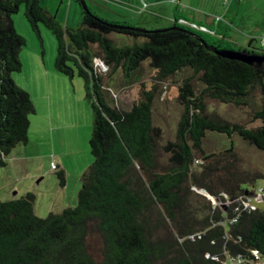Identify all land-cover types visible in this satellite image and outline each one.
I'll return each mask as SVG.
<instances>
[{"label":"trees","instance_id":"16d2710c","mask_svg":"<svg viewBox=\"0 0 264 264\" xmlns=\"http://www.w3.org/2000/svg\"><path fill=\"white\" fill-rule=\"evenodd\" d=\"M21 4L41 46L39 23L54 35V69L82 79L92 113V161L80 175L75 203L59 211L36 215L31 191L0 199V264H260L264 195L262 207L244 201L255 190L256 177L264 175L239 169L230 137L236 133L264 151V61L254 67L223 57L191 33L208 44L256 55L264 56V48L254 38L246 43L228 39L227 25L219 22L193 21L208 32L175 20L179 29L140 30L127 21L102 18L88 6L80 23L69 27L40 0H0V167L13 147L27 142L29 116L35 113L29 93L12 78L21 70L19 52L25 44L12 19ZM145 65L153 81L173 83L183 72L175 135L162 143L151 118L155 86L149 91L141 80ZM117 71L123 82L140 85L128 108L113 102L109 82ZM253 92L258 95L250 110L259 120L255 126L205 112L207 99L244 105ZM207 132L223 133L229 147L208 151ZM56 174L62 183L63 169ZM212 174L220 177L206 181ZM195 189L212 196L216 205ZM223 198L230 200L224 208Z\"/></svg>","mask_w":264,"mask_h":264},{"label":"rangeland","instance_id":"374dc122","mask_svg":"<svg viewBox=\"0 0 264 264\" xmlns=\"http://www.w3.org/2000/svg\"><path fill=\"white\" fill-rule=\"evenodd\" d=\"M139 1L140 5L132 4L136 6V10L132 5H127L128 2L125 0H86V3L100 17L109 20H123L144 28L164 27L172 23L171 14L174 3H162V5H158L159 7H155V11H150V8H146V2ZM207 1L183 0V2L180 1L179 7L184 14H189L188 11L197 12L196 10L199 8L195 6H202ZM215 1L211 0L212 3ZM40 3L63 25L74 27L81 21L83 7L77 0H40ZM263 5H261L262 8H264ZM23 10L24 6L21 4L12 15L15 29L25 38V44L19 52L22 64L21 70L13 72L12 78L14 81L15 79L20 81L21 77L29 76L32 71V59L36 54L42 67H53L54 72L70 81L71 79L54 69L53 63L57 45L54 35L42 23H39L42 38L41 46L40 41L31 30ZM234 12L235 8L230 12L229 19L233 21L227 24V37L236 43H245L247 37L253 35L256 45L264 48L263 28L254 30V27L260 24V11H256V8L253 9L250 2L245 0L239 6L238 12L236 14ZM190 18L192 17L190 16ZM175 22L203 30L200 27L201 25H197L185 17H178ZM203 31L208 32V29ZM97 67L100 71L105 70V67L99 64ZM149 73L150 70L145 65V73L141 80L144 87L149 91L153 90L152 87L155 86L152 91L151 118L162 143L166 139H173L175 135L177 121L182 111L181 105L177 102V84L183 72L176 74L174 77L176 81L173 83L169 80L153 81ZM72 79L71 87H75L76 92L80 90L83 94L82 79L77 75H74ZM109 86L112 91L113 102L122 108L130 106L132 101L137 98L140 88L138 83L123 82L120 71L113 74ZM29 88V96L32 101L35 102L37 108L42 107L40 99L36 97L34 87ZM249 98L251 100L250 104L244 105L207 99L205 112L209 117L215 119L242 122L247 127L255 126L259 124V120L251 118L250 110L254 105L253 103H258V95L253 92ZM81 103L80 120L76 119L73 127L65 121L67 125L62 129L63 137L53 135L45 130H38L36 122L40 119L41 113L36 116H33V114L29 116V119H32V124L28 132V141L13 147L6 157V164L0 167V199L18 197L26 191H31L35 196L33 210L38 216H45L49 211L56 212L62 207L75 203L76 193L80 186V175L92 161L89 149L92 113L88 102L84 98L80 100V107ZM68 105H64V107L70 112ZM72 108L77 111V103L72 104ZM230 140L234 145L239 169L243 170L244 173L258 171L264 175V151L257 150L246 141L238 138L236 133L231 134ZM203 144L208 151L218 152L229 147V139L223 133L207 132ZM196 164L198 162L195 160L194 165ZM59 169L64 171L62 183L56 174ZM218 177L220 175L212 174L206 178V181L215 182ZM242 186L247 187L248 184L242 183ZM255 187V190L245 195L244 204L262 207L261 197L263 195L258 190L264 189V177H256ZM195 190L200 193L204 191L202 189ZM204 193L208 195L205 191ZM222 195L223 197L226 196L225 193ZM206 197L211 199L212 206L216 205V200L212 196L208 195ZM229 202L230 200L223 198L220 206L224 208Z\"/></svg>","mask_w":264,"mask_h":264},{"label":"crops","instance_id":"0c3cea01","mask_svg":"<svg viewBox=\"0 0 264 264\" xmlns=\"http://www.w3.org/2000/svg\"><path fill=\"white\" fill-rule=\"evenodd\" d=\"M125 1L128 2L127 5H132L135 3L139 5L141 4L139 0ZM142 1L146 2V8H150V11H155V7L158 5H162V3H174V9L171 14V17L173 19L172 23L175 19V14H177L179 15V17H185L191 21L209 26L214 22H219L220 24L226 25L232 23L233 20L229 19V16L231 15L230 12L235 8L234 13L236 14L242 1L245 0H216L213 3L211 2V0H208L207 3L202 6H195L199 9L196 10L193 8L197 12L188 11L190 12L189 14H184L179 7L180 1L183 2V0ZM246 1L250 2V5H252L253 9L256 8V11L259 10V13H261V19H259L260 24L256 25L254 27V30H257L259 28H263L264 30V8L261 7V5L264 4V0ZM133 7L136 10V6ZM190 16L192 18H190ZM215 16H221L222 18L220 20H216L214 18ZM249 38H254V36H248L246 42ZM31 66L32 71L30 72V75L21 77L20 81H17L15 79V82L20 87L25 89L29 93V95V87H34L36 97H38L42 103V107L37 108L35 102L33 101L35 106V113L33 114V116L39 115L41 113L40 119H38L37 122L35 120L38 130H45L53 135L56 134L63 137L62 129L67 125L65 121L68 122L71 127H73L76 119L80 120V115L82 112V103L80 107V100L84 98L83 94L80 90L76 92L75 87H71L73 81L72 78L69 81L68 79H65L64 77L54 72L53 67H42L36 54L32 59ZM76 103L78 105L77 111L75 110V108H72V104ZM64 105H68L70 107V112L67 111V108L64 107ZM31 124L32 119H30L29 122L28 132L30 130Z\"/></svg>","mask_w":264,"mask_h":264},{"label":"water","instance_id":"95a60500","mask_svg":"<svg viewBox=\"0 0 264 264\" xmlns=\"http://www.w3.org/2000/svg\"><path fill=\"white\" fill-rule=\"evenodd\" d=\"M81 4V6L83 7V9H87L88 5L86 3V0H80L79 2ZM132 27V26H129ZM134 28L136 29H140V30H150L148 28H144V27H140V26H135ZM167 28H175V29H179L178 26L174 25V24H170L168 26H164V27H158V28H153L152 30H165ZM195 38H197L201 43H203V45L209 49L214 51L215 53L223 56V57H227L230 59H237L240 61H243L251 66L254 67H259L261 65V63L264 61V56L261 55H256L253 54L249 51L243 50V49H236V48H231V47H220L218 45L215 44H208L205 39L203 37H201L198 34L195 33H191Z\"/></svg>","mask_w":264,"mask_h":264},{"label":"built area","instance_id":"2783aa9c","mask_svg":"<svg viewBox=\"0 0 264 264\" xmlns=\"http://www.w3.org/2000/svg\"><path fill=\"white\" fill-rule=\"evenodd\" d=\"M216 20H220L222 17L221 16H215L214 17ZM201 27V29H203V30H207V28L206 27H204V26H200ZM53 167H55L54 165H52ZM258 190V189H257ZM258 191H260L261 193H262V195H264V190L263 189H259ZM259 192V193H260ZM260 264H264V260L263 261H261L260 262Z\"/></svg>","mask_w":264,"mask_h":264},{"label":"flooded vegetation","instance_id":"af4514ba","mask_svg":"<svg viewBox=\"0 0 264 264\" xmlns=\"http://www.w3.org/2000/svg\"><path fill=\"white\" fill-rule=\"evenodd\" d=\"M175 20V19H174Z\"/></svg>","mask_w":264,"mask_h":264}]
</instances>
